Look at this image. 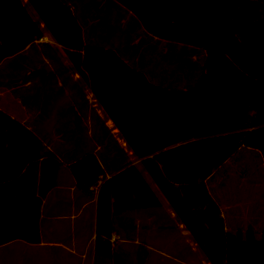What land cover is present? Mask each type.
I'll list each match as a JSON object with an SVG mask.
<instances>
[{
    "label": "trees",
    "instance_id": "obj_1",
    "mask_svg": "<svg viewBox=\"0 0 264 264\" xmlns=\"http://www.w3.org/2000/svg\"><path fill=\"white\" fill-rule=\"evenodd\" d=\"M113 1L148 34L206 52L195 86L155 84L117 49L86 44L66 0H0V63L41 39L43 22L210 264H264V236L251 228L227 232L206 184L241 148L264 157V0ZM61 164L28 126L0 109V245L41 243L43 198L57 186ZM70 168L85 193L105 174L94 153ZM97 199L95 264H128L111 242L115 220L162 201L135 164L103 181ZM141 253L143 264L148 254Z\"/></svg>",
    "mask_w": 264,
    "mask_h": 264
},
{
    "label": "crops",
    "instance_id": "obj_2",
    "mask_svg": "<svg viewBox=\"0 0 264 264\" xmlns=\"http://www.w3.org/2000/svg\"><path fill=\"white\" fill-rule=\"evenodd\" d=\"M27 1L24 0L25 3ZM71 6L80 20L85 43L110 48L104 41H97L95 36L88 43L85 25L91 24L94 19H90L82 10L81 13L76 12V8ZM27 7L32 17L38 20V14L30 6ZM41 27L44 32L41 39L19 55L8 57L0 63V109L28 126L62 164L57 186L43 198L41 243L32 244L17 239L0 245L1 248L16 244L18 249L7 263L0 257L1 264H30L32 260H37L39 264H95L99 186L126 164H135L142 171L160 197L162 206L130 210L117 217L112 235L119 238L113 244L114 251L122 254L128 264V255L136 257L139 250L148 254L143 264H150L153 260L157 261L156 264H210L165 197L160 195L154 180L143 168L142 160L133 154L88 83L73 68L66 50L54 40L43 22ZM152 37L157 41L162 40ZM142 71L147 75L145 70ZM246 148L238 150L206 180L211 195L220 205L226 231L232 233L238 230L244 232L240 224L246 219L240 214L239 207L247 202L235 200L227 204L220 200L211 192L209 180L229 163H246V160H237L242 152H255L258 162H264L259 151ZM88 153L98 155L105 174L90 193H85L78 189L70 166ZM261 197L264 200V196ZM230 207L233 209L228 210ZM198 258L201 259L200 263Z\"/></svg>",
    "mask_w": 264,
    "mask_h": 264
},
{
    "label": "rangeland",
    "instance_id": "obj_3",
    "mask_svg": "<svg viewBox=\"0 0 264 264\" xmlns=\"http://www.w3.org/2000/svg\"><path fill=\"white\" fill-rule=\"evenodd\" d=\"M66 1L76 8V12L81 13L82 10L90 19H94L91 24L85 25L89 44L93 36L97 41H104L111 49H117L130 65L145 70L150 77L147 76L148 79L155 84L176 89H188L196 85L206 58L203 49L172 41L154 40L131 11H127L112 0ZM251 17L253 22L254 16ZM81 18L83 19L82 15ZM237 160L238 162L246 160V163L227 164L209 180V187L214 196L226 201L227 204L235 200L246 201V204L244 202L239 207L240 214L246 219V222H242L240 226L244 233L251 228L256 237L262 239L264 200L261 196H264V162H258L256 153L252 151L240 153ZM231 209L233 207L228 208ZM230 224H232L231 220ZM15 245L0 248V257L4 262H9V258L13 259L17 253L18 249ZM128 260L129 264H140L138 256L134 257L130 254ZM33 262L39 264L37 260L30 261V264ZM156 262L153 260L150 264ZM198 262H201L200 258Z\"/></svg>",
    "mask_w": 264,
    "mask_h": 264
},
{
    "label": "built area",
    "instance_id": "obj_4",
    "mask_svg": "<svg viewBox=\"0 0 264 264\" xmlns=\"http://www.w3.org/2000/svg\"><path fill=\"white\" fill-rule=\"evenodd\" d=\"M93 188H95V187H92L91 189H93ZM118 238H119V236L112 235L111 242L114 244Z\"/></svg>",
    "mask_w": 264,
    "mask_h": 264
},
{
    "label": "water",
    "instance_id": "obj_5",
    "mask_svg": "<svg viewBox=\"0 0 264 264\" xmlns=\"http://www.w3.org/2000/svg\"><path fill=\"white\" fill-rule=\"evenodd\" d=\"M249 22L252 23V17L249 19Z\"/></svg>",
    "mask_w": 264,
    "mask_h": 264
}]
</instances>
